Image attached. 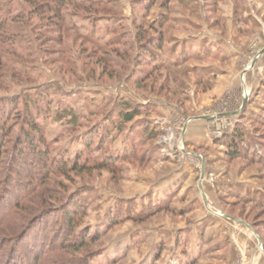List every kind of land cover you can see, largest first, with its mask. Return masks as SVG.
Masks as SVG:
<instances>
[{
  "label": "rangeland",
  "instance_id": "obj_1",
  "mask_svg": "<svg viewBox=\"0 0 264 264\" xmlns=\"http://www.w3.org/2000/svg\"><path fill=\"white\" fill-rule=\"evenodd\" d=\"M29 9L0 0L11 26L0 33V103L19 99L13 131H0V217L25 198L0 227V249L32 264L29 236L61 242L65 212L82 208L69 240L87 233L88 245L54 251L50 264H264V0H69L48 20ZM23 96L48 159L84 170L33 187L41 164L28 153L8 177ZM135 107L123 122L118 112ZM236 130L244 154L229 159L221 140ZM31 223L23 242L6 241Z\"/></svg>",
  "mask_w": 264,
  "mask_h": 264
},
{
  "label": "trees",
  "instance_id": "obj_2",
  "mask_svg": "<svg viewBox=\"0 0 264 264\" xmlns=\"http://www.w3.org/2000/svg\"><path fill=\"white\" fill-rule=\"evenodd\" d=\"M25 1L30 6V9L27 10L28 13H36L37 12V14H39L41 16V18L45 17L48 20V18L50 17L48 15H54V17H56V19L61 18V9L64 6V4L69 0H25ZM20 11L22 12V15L25 13V9L22 7H21ZM56 19H55V21H56ZM9 20H10V18L3 16V15H0V33L1 32L8 33L10 31L9 29L11 26L8 23ZM0 39H1V37H0ZM141 39L144 40V39H146V37L142 35ZM154 45L155 44H152V42L149 43V48L147 47V49L152 51L153 48L156 47ZM156 45H159V44H156ZM155 59L156 58H153V60H155ZM28 97L29 96H23L20 98V100L22 101V103L24 105L23 113L19 114V116L21 117L19 119H21V121L23 120V122L19 121V122H21V128L19 129V133H20V135H22V139H20L17 142V145L15 147H13V149H9V152L12 153V155H11V162H9V169H8V174H7L8 177H10L11 172H12V175H14V173L18 174V170L21 169L20 168L21 165H23V167H27V165H29V163H31L28 160L29 159L28 153H30L31 156L37 158L38 162L41 164V166H40L41 172L40 173L42 175L33 176L31 178L30 182H27L30 186L33 185V187L34 186L37 187L40 183L46 181L49 178L48 175L51 174L52 172L56 171L57 173H60V174H66L67 172H71V171L78 172L80 170H84L87 166L86 162L79 163L76 160L71 165H68L67 162H65V161L54 162V161H50L48 159V150L45 151V149L48 148V143L46 142V139L44 137L41 125L38 123V121L35 118L34 114H35L36 108H35L32 100L29 99ZM9 100H10L9 104L7 103L5 106H4V104L1 105V103H0V129H1L0 131H1V135H3L4 138L7 137L13 131V127L9 126L8 122L13 120L14 117L17 116L16 113H18L17 111H14V110L17 108V104H18L19 99L17 97H15V98L13 97V98H10ZM10 104H11L12 108H10V106H9ZM123 106L125 107L126 104H123ZM31 111H34V112H31ZM63 112H66V111H63ZM138 113H139V108L135 107L132 110H125L124 112L121 109L118 112V115L120 116V118L122 119L123 122H130L134 119V117ZM67 115L70 117L67 123H69L70 125H73L76 121V116L70 111L67 113ZM62 116H66V114H63V115L60 114L59 117H62ZM147 129L148 128L146 127L144 130V133H142L143 135H145V137L156 138L158 136V132L156 130H154L153 128H151L150 130H147ZM242 135L243 134H242L241 130H236L231 135H227L223 138V140H221L223 145L226 146L225 155L229 159H233V158L239 157V156L244 154V151L239 146V141H238L242 138ZM105 137L108 138V134L105 133ZM91 141H92V139H90L88 141V143L85 146L84 153H82L80 155V157H83L82 155H85L86 161H88V158H89L88 156H89L90 151H91V143H90ZM4 143L5 142H1V144H0V158L2 155V151H3L2 149H3ZM109 158H111V157H108V158L104 157L103 160H99L96 157V159L99 160L98 162L96 161L97 165L104 166V165L110 163L111 159H109ZM96 162H93V163L95 164ZM0 165H1V159H0ZM0 176H1V174H0ZM10 179H12V178H10ZM8 181L10 182V180H8ZM23 185H24L22 187L23 190L28 188L27 185H25V184H23ZM3 187L6 188V186H3ZM24 195H25V193H24ZM2 196L3 195L0 194V199H2ZM20 198H18V199L16 198L13 200L12 205L14 206V208L19 206L20 202L22 200L24 201V199H25L23 197L20 200ZM57 199H59V198H57ZM38 206L35 205V207L33 208L35 212L32 211L33 210L32 208H30L32 211L31 214H33V216L29 217V219H30L29 222L36 218L37 213L39 212V209H40L39 208L40 206L39 207ZM76 207L77 206H74V208H76ZM14 208H9L10 210H8V212L4 216L0 217V227L7 225L4 223H6V221L8 219H10V217L12 216V212H13ZM36 211H38V212L36 213ZM75 213L82 214V213H84V209L78 208V210L76 209L73 213H70L68 211L65 212V218L67 220V224H66L67 230L66 231H68V233H67V235H64L61 242H55V241H58V239L55 241L50 240L51 242L49 241V244H48V243H44L43 241H40V240L37 241L36 240L37 238L35 239V236L34 237L29 236V239H28L26 244L30 248L29 250L34 252V254H32L33 256L31 258L32 264H47V262H48V264H50V262H49L50 258H47V256L52 254L54 251L74 250L76 252V251H79L82 247H86L88 245V243H89L88 240H90V239H88L87 233L84 234V236H82V232L77 233L74 236L73 240L72 239H71V241L69 240V237H73V232L76 229V227L78 226V224H76L74 222V218L78 216ZM32 223L31 224H23V225L22 224L14 225L11 228L12 233L9 234L10 236H9V238L6 239V241L9 243L11 241V238H13V239L18 238V240L15 244L23 242L24 239H26V234L29 233L30 230L32 229V226H33ZM1 239H0V241H1ZM85 262H86L85 264H88L87 260H85ZM63 263H65V261ZM0 264H30V263H28V261H26L24 256L22 258V255H19L14 250H11L9 248V250H7V251L0 249Z\"/></svg>",
  "mask_w": 264,
  "mask_h": 264
},
{
  "label": "water",
  "instance_id": "obj_3",
  "mask_svg": "<svg viewBox=\"0 0 264 264\" xmlns=\"http://www.w3.org/2000/svg\"><path fill=\"white\" fill-rule=\"evenodd\" d=\"M259 240V239H258Z\"/></svg>",
  "mask_w": 264,
  "mask_h": 264
}]
</instances>
